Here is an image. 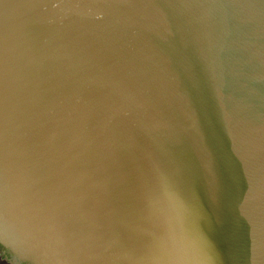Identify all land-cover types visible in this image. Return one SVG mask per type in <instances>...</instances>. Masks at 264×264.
Segmentation results:
<instances>
[{
	"label": "water",
	"instance_id": "1",
	"mask_svg": "<svg viewBox=\"0 0 264 264\" xmlns=\"http://www.w3.org/2000/svg\"><path fill=\"white\" fill-rule=\"evenodd\" d=\"M264 264V0H0V264Z\"/></svg>",
	"mask_w": 264,
	"mask_h": 264
},
{
	"label": "clouds",
	"instance_id": "2",
	"mask_svg": "<svg viewBox=\"0 0 264 264\" xmlns=\"http://www.w3.org/2000/svg\"><path fill=\"white\" fill-rule=\"evenodd\" d=\"M168 247L169 264H204L212 257L205 251V236L198 233H188L183 227V207L179 203L169 209Z\"/></svg>",
	"mask_w": 264,
	"mask_h": 264
}]
</instances>
